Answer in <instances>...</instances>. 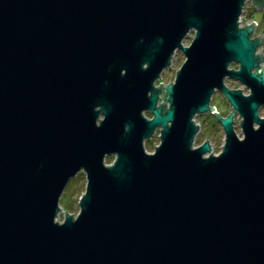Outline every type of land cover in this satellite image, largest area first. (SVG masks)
<instances>
[{
    "label": "water",
    "instance_id": "obj_1",
    "mask_svg": "<svg viewBox=\"0 0 264 264\" xmlns=\"http://www.w3.org/2000/svg\"><path fill=\"white\" fill-rule=\"evenodd\" d=\"M245 1L0 0V264H264V32L239 24ZM205 111L217 153L208 134L194 143ZM80 170L79 210L61 219Z\"/></svg>",
    "mask_w": 264,
    "mask_h": 264
},
{
    "label": "rangeland",
    "instance_id": "obj_2",
    "mask_svg": "<svg viewBox=\"0 0 264 264\" xmlns=\"http://www.w3.org/2000/svg\"><path fill=\"white\" fill-rule=\"evenodd\" d=\"M244 21H252L256 20L258 21V24L255 26V33H260L261 31L264 32V7L263 9H257L255 7V4L253 0H246L245 5L243 7V11L240 16ZM194 29L189 30L188 34L183 38L184 44H189L191 38L193 37ZM259 51V47H258ZM185 54L182 49H176L174 52L171 63L166 66V71H164V76L166 79H170L174 76V73L176 70L180 67L183 60L185 59ZM236 62H232L230 66L237 67ZM225 83L229 87H240L243 89L244 92H248V87H246L242 82L239 80L232 78V77H226ZM211 104L215 105L216 109L220 114L225 115L227 114L231 109L232 106L230 102L227 100L225 95L219 91L218 89L214 90L211 96V100L209 101ZM259 113L261 115L264 114V106L262 105L259 108ZM240 119L241 115L238 113V111L234 114V127L236 130V133L240 136H242L243 132L240 125ZM195 120L197 123H199V130L195 136V144H199L202 141L205 140L207 134H208V140L210 141L209 144H211V151L213 153H217L221 150L222 144L224 142V129L222 125L218 122V120L215 118L213 113L211 112H203V113H197L195 115ZM158 141V138H155L150 143L146 144V147L148 150H152L154 144ZM112 155H107L105 157L107 162H110L112 160ZM85 182H86V175L85 172L82 170L78 171L77 174L73 177H71L66 184L61 196H60V205L61 210L58 214L59 218L62 219L65 209L66 211L71 212L72 214H76L79 210V196L85 189Z\"/></svg>",
    "mask_w": 264,
    "mask_h": 264
},
{
    "label": "flooded vegetation",
    "instance_id": "obj_3",
    "mask_svg": "<svg viewBox=\"0 0 264 264\" xmlns=\"http://www.w3.org/2000/svg\"><path fill=\"white\" fill-rule=\"evenodd\" d=\"M257 23H256V25L258 24V21H256ZM254 31H255V29H254ZM262 32V31H261ZM253 33H255V32H253ZM262 54L264 55V44H263V52H262ZM260 63L261 64H264V59H262V60H260ZM229 67H231V66H229ZM166 67H164L161 71H160V74H159V76L154 80V82H153V85H154V87L157 89L156 90V94H157V99H156V102H155V106H158V105H160L161 103H164V86L167 84V83H169V82H171V81H173L174 79H175V76H176V72L174 73V76L172 77V78H170V79H166V77L164 76V71H166V69H165ZM177 71V70H176ZM152 93V91L151 90H148V94L147 95H150ZM167 102H165L164 103V105H165V107H166V104ZM210 104H211V102H210ZM142 113H143V115L145 116V117H147V118H151L152 116H153V112L150 110V108H144L143 110H142ZM226 115V114H225ZM103 117V114L101 113L99 116H98V118H97V121H99L101 118ZM216 118V117H215ZM220 123V122H219ZM221 124V123H220ZM160 129H161V126H159V125H156L154 128H153V130L151 131V133H150V135H148V136H145L144 138H143V143H144V146H145V149L147 150V151H153L154 150V147H153V149L152 150H148L147 149V147H146V144L147 143H150L152 140H154L155 138H158V141L156 142V144L157 143H159V141H160ZM155 144V145H156ZM154 145V146H155ZM113 156V155H112ZM82 171V170H81Z\"/></svg>",
    "mask_w": 264,
    "mask_h": 264
},
{
    "label": "built area",
    "instance_id": "obj_4",
    "mask_svg": "<svg viewBox=\"0 0 264 264\" xmlns=\"http://www.w3.org/2000/svg\"><path fill=\"white\" fill-rule=\"evenodd\" d=\"M239 17H240V16H239ZM244 22H247V21H244ZM248 22H249V21H248ZM242 23H243V22H242V18L240 17V18H239V24L242 25ZM253 34H254V33H253Z\"/></svg>",
    "mask_w": 264,
    "mask_h": 264
},
{
    "label": "bare ground",
    "instance_id": "obj_5",
    "mask_svg": "<svg viewBox=\"0 0 264 264\" xmlns=\"http://www.w3.org/2000/svg\"><path fill=\"white\" fill-rule=\"evenodd\" d=\"M257 50H258V47H257Z\"/></svg>",
    "mask_w": 264,
    "mask_h": 264
}]
</instances>
